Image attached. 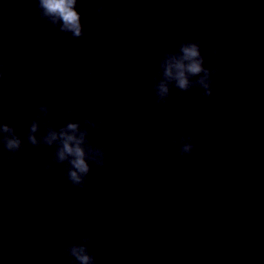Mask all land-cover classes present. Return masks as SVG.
I'll return each mask as SVG.
<instances>
[{"label": "clouds", "instance_id": "9594fccd", "mask_svg": "<svg viewBox=\"0 0 264 264\" xmlns=\"http://www.w3.org/2000/svg\"><path fill=\"white\" fill-rule=\"evenodd\" d=\"M39 18L45 20L61 33L71 34L74 39L85 35L82 17L77 10L78 0H36ZM104 11L103 5L97 8L98 13ZM116 23H122L123 17L117 16ZM213 54L219 56L218 49ZM218 68L205 67L202 53V42L199 39L182 41L174 51L163 53L159 61V71L153 77L152 89L156 102L165 104L172 95V88L180 93L192 89H201L205 97L213 95V76ZM8 71L0 61V92L7 87ZM75 111L71 107L64 114L65 121L59 128L50 122L51 109L48 104L38 106V112L29 125L27 141L35 148L47 147L53 149L49 154L45 170L55 171L57 165H64L67 180L75 188L83 189L92 166L103 168L106 164V152L102 146L95 145L90 140V129L99 125L91 118L83 121H73L69 116ZM43 125L44 131L41 132ZM173 144L178 145L181 157L191 155L196 147L194 138L189 134L175 138ZM23 140L17 129L10 123L0 122V149L8 153V159L13 160L23 149ZM91 237L84 235L80 242L66 246L64 252L69 257L67 264H96V257L90 251Z\"/></svg>", "mask_w": 264, "mask_h": 264}]
</instances>
